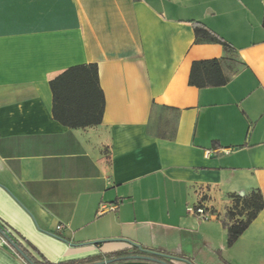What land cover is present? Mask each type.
Returning <instances> with one entry per match:
<instances>
[{"label": "crops", "instance_id": "0c3cea01", "mask_svg": "<svg viewBox=\"0 0 264 264\" xmlns=\"http://www.w3.org/2000/svg\"><path fill=\"white\" fill-rule=\"evenodd\" d=\"M263 14L264 0H0V228L51 262L264 264V209L231 246L223 225L231 194L264 196ZM194 22L233 49L195 41ZM214 58L227 83L191 85ZM90 63L103 121L70 128L50 81ZM0 264H29L1 231Z\"/></svg>", "mask_w": 264, "mask_h": 264}, {"label": "trees", "instance_id": "16d2710c", "mask_svg": "<svg viewBox=\"0 0 264 264\" xmlns=\"http://www.w3.org/2000/svg\"><path fill=\"white\" fill-rule=\"evenodd\" d=\"M262 25L264 28V14ZM195 41L221 43L225 50L232 46L214 31L200 22H194ZM189 83L199 88L223 86L227 83L221 60L218 58L194 61L191 67ZM53 95L52 115L54 119L70 128H85L99 125L103 121L105 111V94L100 84L99 67L96 63L81 64L65 69L50 81ZM232 205L227 208L223 225L227 230V243L233 245L248 229L250 224L264 209V196L259 188L249 193L231 194ZM214 213V212H213ZM5 233V230H3ZM6 234V233H5ZM27 256L29 264H87L94 258L51 262L46 258L35 257L22 243L6 234ZM10 246L15 250L12 243ZM18 252V251H17ZM133 255H150L161 259L160 254L146 250H138ZM129 255L128 252L112 254L111 257Z\"/></svg>", "mask_w": 264, "mask_h": 264}, {"label": "built area", "instance_id": "2783aa9c", "mask_svg": "<svg viewBox=\"0 0 264 264\" xmlns=\"http://www.w3.org/2000/svg\"><path fill=\"white\" fill-rule=\"evenodd\" d=\"M113 208V207H112ZM188 211L192 214H195L200 220L206 221L214 218L215 214L206 206L199 204L195 206L188 207ZM63 225H58L57 230H62Z\"/></svg>", "mask_w": 264, "mask_h": 264}, {"label": "water", "instance_id": "95a60500", "mask_svg": "<svg viewBox=\"0 0 264 264\" xmlns=\"http://www.w3.org/2000/svg\"><path fill=\"white\" fill-rule=\"evenodd\" d=\"M0 231L2 232V234L4 235V237L6 238L7 241H9L10 243L13 244V246L15 247V249L26 259L27 256L24 254V252L3 232V230L0 228ZM128 257H131V258H149V259H154V260H157V261H160L164 264H168L167 262L165 261H162L160 259H156V258H153V257H148V256H140V255H130ZM112 261H114V259H108V260H102L100 262H95V263H92V264H109L111 263Z\"/></svg>", "mask_w": 264, "mask_h": 264}]
</instances>
